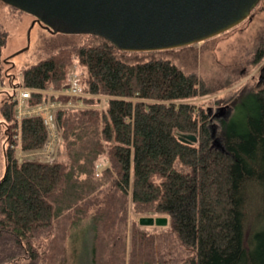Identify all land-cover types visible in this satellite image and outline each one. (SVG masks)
I'll return each mask as SVG.
<instances>
[{"label": "trees", "instance_id": "16d2710c", "mask_svg": "<svg viewBox=\"0 0 264 264\" xmlns=\"http://www.w3.org/2000/svg\"><path fill=\"white\" fill-rule=\"evenodd\" d=\"M5 42L0 31V82L7 78L1 63ZM72 53L86 70L79 80L83 92L110 99L102 111L92 99L83 100L88 109L57 110L58 142L66 143L69 165L18 163L7 143L0 232L23 243L54 226L41 253L31 252L29 258L40 255L44 264H66L63 244L73 222L90 217V263L125 264L130 190L135 213L151 207L165 216L173 242L169 251L160 248L157 254L153 239L141 234L138 243L133 239L127 264H154L157 258L159 264H264V88L244 91L242 104L235 102L240 107L233 101L232 113L219 120L216 148L208 114L186 103L204 94L196 75L184 74L163 58L124 62L104 39ZM70 63L69 51L61 52L24 69L18 84L63 89ZM3 95L5 136L19 127L22 150L42 148L47 133L41 118L18 122L11 95L0 91ZM41 101L42 95L34 93L28 105ZM181 134L194 135L196 142L180 141ZM105 151L109 166L98 173ZM250 202L259 212L249 211ZM174 242L183 255L179 261Z\"/></svg>", "mask_w": 264, "mask_h": 264}, {"label": "rangeland", "instance_id": "374dc122", "mask_svg": "<svg viewBox=\"0 0 264 264\" xmlns=\"http://www.w3.org/2000/svg\"><path fill=\"white\" fill-rule=\"evenodd\" d=\"M33 21L34 17L31 14L0 1V31L6 35V42L1 55L4 74L7 77L9 76L13 83H21L20 76L24 69L42 60L57 56L61 52L69 51L71 63L66 78L71 72L77 74L79 78H85L86 70L78 64L77 57L72 55V51L82 46H96L101 39L93 35L51 33L38 23L32 25ZM118 57L130 64L163 58L169 60L184 74L196 75L200 83V89L204 94L189 99L186 103L194 105L196 109H202L208 114L209 131L212 132V125L217 127L214 129L212 139H220L219 120L232 113L233 101L235 103L239 99L238 101L242 104L243 99L247 97V95L242 94L244 91H256L264 88V79L259 81L260 74L264 78V72L261 73V69L264 67V0L259 1L249 19L207 41L179 49L155 52L131 53L118 51ZM7 81L5 78L2 85H7ZM63 89L50 87L47 90L63 91ZM4 97L3 95L0 99ZM84 99L96 101L94 107L102 111L105 103L110 98L101 94L90 95L86 93L77 98L80 104H83ZM64 100L66 98H60V101ZM241 104H236V106L240 107ZM82 107H84L82 109L89 108L86 105ZM208 110H210V113H208ZM19 134V127L13 128L12 132L8 131V137H6L5 127H0V178L5 170L7 143V149L13 151V157L18 163L26 160H41L40 156L33 155L41 148L33 151L22 150ZM52 160L66 165L70 163L69 152L66 143L62 139L60 143L57 142L56 144ZM106 160H108V156L105 151L99 159V163L103 165L99 166L98 172L104 166H109ZM127 199L125 264L130 259L133 239L138 243L141 234L153 239L157 254L160 248L162 252L166 249L169 251L173 236L168 224L166 226H142L139 224L141 217L165 216L156 214L151 207L144 208L141 213H135L134 205L131 203L130 190ZM253 208L256 209V212H259L255 208V204L250 202L248 204L249 211ZM247 222L249 224L248 229L253 228L251 227L254 226L250 223L251 220ZM73 223L75 224L69 230L63 244L64 247L66 246V264H91L90 251L94 234L90 228V217ZM53 234L54 226L51 229L43 228L33 233L25 242L19 243L10 233L0 232V264H44L40 255L35 259H30L29 254L31 252L41 253L42 245ZM173 247L176 250L174 256L179 261L180 258H183V255L179 253L177 243L174 242ZM166 260H168V257H166ZM158 261L159 258L154 264H159Z\"/></svg>", "mask_w": 264, "mask_h": 264}, {"label": "water", "instance_id": "95a60500", "mask_svg": "<svg viewBox=\"0 0 264 264\" xmlns=\"http://www.w3.org/2000/svg\"><path fill=\"white\" fill-rule=\"evenodd\" d=\"M0 1L31 14L32 25L38 23L51 33L93 35L118 51L136 53L179 49L207 41L249 19L260 0ZM211 129L213 136L216 125ZM179 140L195 143L196 137L181 134ZM219 146L215 138L212 147ZM167 223L166 217L139 219L142 226Z\"/></svg>", "mask_w": 264, "mask_h": 264}, {"label": "built area", "instance_id": "2783aa9c", "mask_svg": "<svg viewBox=\"0 0 264 264\" xmlns=\"http://www.w3.org/2000/svg\"><path fill=\"white\" fill-rule=\"evenodd\" d=\"M0 90H7L12 94L15 102V115L18 121L24 117L31 116L41 118L47 138L42 148L38 152L33 153V155L40 156V161H52L60 131L55 117L56 110L59 108L82 107V104L77 100L78 97H81V94H84L79 82V76L75 73L69 74L68 85L63 91L33 90L18 85L4 87L1 83ZM33 93H40L46 98H43L37 105L29 106L28 101ZM60 98H66V100L60 101ZM73 100L74 102H72Z\"/></svg>", "mask_w": 264, "mask_h": 264}, {"label": "flooded vegetation", "instance_id": "af4514ba", "mask_svg": "<svg viewBox=\"0 0 264 264\" xmlns=\"http://www.w3.org/2000/svg\"><path fill=\"white\" fill-rule=\"evenodd\" d=\"M261 75H262V74H260V77H259V79H261V77H262ZM262 78H263V77H262ZM263 79H264V78H263ZM221 114H222V113H221ZM216 117H217V116H216ZM214 118H215V116H214Z\"/></svg>", "mask_w": 264, "mask_h": 264}]
</instances>
